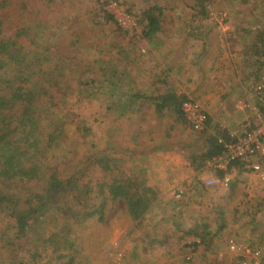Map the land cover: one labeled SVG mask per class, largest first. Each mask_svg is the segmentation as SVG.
Wrapping results in <instances>:
<instances>
[{"label": "rangeland", "instance_id": "obj_1", "mask_svg": "<svg viewBox=\"0 0 264 264\" xmlns=\"http://www.w3.org/2000/svg\"><path fill=\"white\" fill-rule=\"evenodd\" d=\"M12 1L4 34L13 35L20 21L28 27L39 25L32 32L38 36L36 42L43 49L53 46L45 69L53 71L56 65L68 93L49 104L53 118L65 126L64 137L48 152L45 168L68 177L79 174L93 155L116 158V169L102 173L94 166L91 178L105 184L114 178L143 183L158 197L142 226L130 217L122 199L107 198L103 223L96 218L76 223L71 217L79 206L72 201L68 210L50 212L46 222L38 224L36 235L47 239L58 234V250L35 236L18 249L20 244L10 239L12 223L0 214V264H237L239 256L227 244L230 239L264 250V158L255 160L261 165L259 172L242 164L215 168L212 159L200 158L196 170L191 159L201 157L209 137L220 141L223 134L235 135L245 121H257L260 104L254 89L264 74V54H254L253 44L264 33V0H212L200 12L188 8L192 2L187 0H56L50 6L37 0ZM17 3L27 7L24 18ZM129 4L143 9L159 4L165 9L163 30L155 43L132 39L138 26ZM189 55L191 60L184 64L173 58ZM4 62L0 54V80L25 75ZM182 65L189 68L187 74L174 79L173 71ZM86 71L93 73L89 79H84ZM52 74L37 77L45 83ZM167 89L205 107L206 130L194 131L186 119L178 125L170 110L158 117L150 101L142 99ZM133 96L142 99L140 113L123 109V99ZM46 180L27 184L28 190L41 194ZM213 180L218 184L210 185ZM259 205L255 220L240 216ZM219 211L229 225L224 234L217 230ZM207 221L212 233L204 245L199 238L185 236L194 225Z\"/></svg>", "mask_w": 264, "mask_h": 264}, {"label": "trees", "instance_id": "obj_2", "mask_svg": "<svg viewBox=\"0 0 264 264\" xmlns=\"http://www.w3.org/2000/svg\"><path fill=\"white\" fill-rule=\"evenodd\" d=\"M187 1L192 2V4L186 3L188 8L197 12L206 11L207 6L212 4V0ZM37 2L50 6L56 0H37ZM12 5H14L12 0H0V54L5 58V66L13 63L19 68L18 72L25 75L5 78L4 81L0 80V214L12 223L11 234L13 233V237L10 239L20 244L18 249H21L24 245L33 242L35 236L39 241L48 242L58 250V246L61 247L60 236L55 234L47 239L39 237L36 235L39 232L38 224L43 219H45V223L47 215L54 210L60 212L68 210L71 201L79 206L78 211L71 217V219H75L76 223L83 224L92 218L103 223L106 217L107 198H110L111 201L124 200L127 203L130 217L138 222V226H142L146 214L158 197L153 189L132 180L120 181L114 178L105 184L103 179L93 180L91 178L94 166H97L102 173H111L117 168L116 158L93 155L85 162V167L81 169L80 175L75 173L68 177L61 175L58 170L52 173L53 168L51 167L45 168L48 152L56 145L60 137H64L63 127L65 126L62 121L58 123L53 118L49 104L55 102L57 95L67 96L68 93L64 85V74H61L60 71L59 74L56 73L58 71L56 65H54L53 71L50 67L45 69V64H50L52 61L50 54H52L53 46L49 44L47 48L43 49L40 43L36 42L38 36L33 35L32 32L39 25L28 27L26 23L20 21L21 23L16 27V32L13 35L4 34L5 27L9 23ZM17 6L21 9L19 10L20 18H24V10L27 7L20 3H17ZM127 6L129 13L136 18L138 26V31H135L132 39H138V42L155 43L156 37L163 30L165 9L159 4H154L147 9L139 8L133 4ZM106 18L114 20L110 15ZM30 22L34 24L35 20ZM253 50L254 54H264V33H261L259 41L253 44ZM64 60H68V58ZM0 68H3V65L0 64ZM47 72L54 74L49 76V80L44 83L37 76L40 74L46 76ZM89 74L93 73L91 71L84 72V79H89ZM166 82L159 81V84ZM133 98L141 99L137 96H133ZM142 99L150 101L159 117L167 109L176 115V123L180 125L185 122L182 111L185 97L181 99L176 90L167 89L165 93H162V90H154L149 96L144 95ZM222 137L225 141L230 140L226 134H223ZM223 149L224 146L219 142L217 136L209 137L207 149L201 157L195 155L191 157L192 165L196 170H199L200 165H197L199 158L204 162L211 160L221 155ZM234 164L240 163L232 162L228 168L230 169ZM44 169L47 174H44ZM223 175V173L219 174L221 177ZM39 179H47L43 192L38 194L28 190L27 184ZM84 179L89 180L85 182ZM106 189L108 197H106ZM204 190L205 186H202L201 191ZM27 191L28 194H26ZM260 207L261 205L258 208L254 206V209L247 210V208L246 212L241 211L239 214L248 217L247 219L254 218L253 220H255L262 209ZM223 215L221 211L216 214L218 234L222 232L224 234L229 226ZM208 224L207 221L202 225H194L193 229L186 231L185 236L199 238L200 243L204 245L212 233ZM258 227L263 226L258 225ZM253 230H257L256 227H253ZM207 245L208 248H211L209 243ZM150 247L146 250H149ZM33 258L38 257L34 254ZM237 260V264H240L241 258L238 257ZM14 264L25 263L19 261Z\"/></svg>", "mask_w": 264, "mask_h": 264}, {"label": "built area", "instance_id": "obj_3", "mask_svg": "<svg viewBox=\"0 0 264 264\" xmlns=\"http://www.w3.org/2000/svg\"><path fill=\"white\" fill-rule=\"evenodd\" d=\"M254 96L261 105L256 106L257 121L255 123L245 121L240 130L229 137V141L220 139L224 146L221 155L212 159L210 164L215 168L228 169L230 163L238 161L247 167H252L259 172L261 165L255 160L264 158V74L261 75L254 89ZM185 119L196 132H203L209 124V115L205 107L195 101L185 100L182 105ZM223 165V167H219ZM228 180V179H227ZM225 181L228 182V181ZM218 184L217 180L210 181ZM228 247L233 254L241 258L240 264H264V250L249 245H244L230 239Z\"/></svg>", "mask_w": 264, "mask_h": 264}, {"label": "crops", "instance_id": "obj_4", "mask_svg": "<svg viewBox=\"0 0 264 264\" xmlns=\"http://www.w3.org/2000/svg\"><path fill=\"white\" fill-rule=\"evenodd\" d=\"M181 46H183V44L181 45ZM208 52V49H204L203 50V53L204 54H206ZM200 54L201 53H198V55H196V57H200ZM175 60H176V62L178 63V64H184L187 60H191V58H192V56L191 55H189V56H181L180 58H177L176 56H174L173 57ZM249 67H250V64L247 66V69H249ZM187 70H189V68L187 67H183V65L182 66H178L177 68H175V70L173 71V78H174V76H176V77H184L187 73H186V71ZM209 71V70H208ZM181 77V78H182ZM175 79V78H174ZM187 80V79H186ZM193 80V79H192ZM234 86H237V84L236 83H234L233 84ZM243 88V87H242ZM179 90V89H178ZM244 91H246V89L244 88ZM243 91V92H244ZM166 92V90L163 92V93H165ZM240 93H242L241 91H240ZM141 100L142 99H140V100H136V99H134V98H127V99H123V104H124V107H123V109L124 110H127L129 113H132V114H135V113H140V112H142L143 110H144V108L143 107H140L138 104L141 102ZM151 111L153 112V113H155V114H157L156 113V110H155V107L153 106L152 107V109H151ZM166 111H168L167 109L164 111V112H166ZM171 111V110H170ZM164 112H163V114L161 115V117H164ZM172 112V111H171ZM173 113V112H172ZM173 115H175L174 113H173ZM159 117V116H158ZM179 125V124H178ZM206 196V195H205Z\"/></svg>", "mask_w": 264, "mask_h": 264}]
</instances>
